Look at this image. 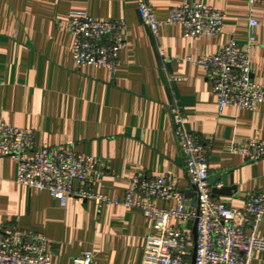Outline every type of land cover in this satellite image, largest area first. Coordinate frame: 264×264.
Instances as JSON below:
<instances>
[{
    "label": "crops",
    "instance_id": "1",
    "mask_svg": "<svg viewBox=\"0 0 264 264\" xmlns=\"http://www.w3.org/2000/svg\"><path fill=\"white\" fill-rule=\"evenodd\" d=\"M149 1L159 21L186 3L214 7L226 16L222 34L194 40L181 25L161 26L159 44L170 60L163 64L135 0H0V119L33 131L37 147H72L105 160L106 175L102 184L94 185L97 193L123 201L133 175L168 174L192 205L196 195L170 115L178 102L189 130L211 148L212 184L236 187L231 196L215 197L241 209L250 194L264 189V158L248 162L232 146L264 144V102L252 112H220L199 60L231 40L245 44L254 19L259 27L252 77L264 87V0L254 8L250 0ZM72 12L126 22L128 46L115 73L74 65V37L68 27ZM17 169L14 160L0 158V228L43 234L52 242L58 263L71 264L91 252L94 264H141L153 231L152 221L141 212L121 205L99 208L74 198L63 206L48 192L18 184ZM258 236L264 238V220ZM252 264H264V251L256 252Z\"/></svg>",
    "mask_w": 264,
    "mask_h": 264
},
{
    "label": "built area",
    "instance_id": "2",
    "mask_svg": "<svg viewBox=\"0 0 264 264\" xmlns=\"http://www.w3.org/2000/svg\"><path fill=\"white\" fill-rule=\"evenodd\" d=\"M143 25L157 42L163 64L170 60L159 44L160 27L181 25L186 37L199 40L218 37L224 29L225 14L204 4H183L159 21L149 0H135ZM262 0H250L252 8ZM68 27L74 37L73 61L77 68L98 66L115 73L128 44L123 20H96L87 12H72ZM259 22L252 19L243 45L231 40L218 53L199 60L213 84L220 112L227 108L254 111L264 102V87L252 77V51L258 43ZM169 82L172 80L169 78ZM173 130L178 141L189 184L196 201L189 205L175 179L168 174H135L130 178L123 201L94 191L107 172L106 161L80 154L69 147H37L35 133L0 119V158L17 164V183L48 192L65 206L67 199L92 201L99 208L116 205L141 212L153 223L141 264H192L194 239L188 223L197 224L195 264H252L256 252L264 251L258 233L264 220V189L253 192L241 209L218 200L214 190L223 184L210 182L211 148L188 128L182 108L170 107ZM248 162L264 158V144L250 141L244 149L232 146ZM161 202L173 203L162 208ZM53 244L43 234L16 227L0 228V264H62L53 260ZM71 264H94L93 254L83 252Z\"/></svg>",
    "mask_w": 264,
    "mask_h": 264
},
{
    "label": "water",
    "instance_id": "3",
    "mask_svg": "<svg viewBox=\"0 0 264 264\" xmlns=\"http://www.w3.org/2000/svg\"><path fill=\"white\" fill-rule=\"evenodd\" d=\"M210 182L211 183L214 182L212 178L210 179ZM235 190H236L235 186H233L231 188H225V189L223 188L221 190H214V195H219V196H221V195H229V196H231L232 192L235 191ZM196 224L197 223L194 222V221H190L188 223V228L192 231V236H193L194 243H195L194 256H193L192 264H195V258H196V254H195L196 253V241H197V225Z\"/></svg>",
    "mask_w": 264,
    "mask_h": 264
}]
</instances>
